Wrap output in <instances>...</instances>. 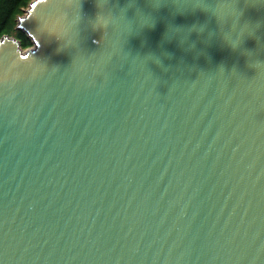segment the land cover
I'll return each instance as SVG.
<instances>
[{
	"label": "water",
	"instance_id": "95a60500",
	"mask_svg": "<svg viewBox=\"0 0 264 264\" xmlns=\"http://www.w3.org/2000/svg\"><path fill=\"white\" fill-rule=\"evenodd\" d=\"M16 30L0 264H264V0H33Z\"/></svg>",
	"mask_w": 264,
	"mask_h": 264
},
{
	"label": "trees",
	"instance_id": "16d2710c",
	"mask_svg": "<svg viewBox=\"0 0 264 264\" xmlns=\"http://www.w3.org/2000/svg\"><path fill=\"white\" fill-rule=\"evenodd\" d=\"M33 0H0V38L10 36L19 41L22 49L32 46L27 36L16 30L17 18L24 14Z\"/></svg>",
	"mask_w": 264,
	"mask_h": 264
},
{
	"label": "clouds",
	"instance_id": "9594fccd",
	"mask_svg": "<svg viewBox=\"0 0 264 264\" xmlns=\"http://www.w3.org/2000/svg\"><path fill=\"white\" fill-rule=\"evenodd\" d=\"M142 14L147 19V22L144 23V25L142 27L151 25L154 22L153 17L150 13L143 11ZM104 16H105V11L100 9L95 20L89 22L91 27L93 28V30L100 29L102 26H104ZM230 23H229V20L227 19V17H225L224 31L219 32V36L222 38V40L227 45H229L230 47L235 49V48H238L240 46L243 38L246 35L254 34V32L251 29L254 28L255 24H252V23L247 22V21L242 22L241 16H240V27H239L238 31H235V35H233L232 33L234 30L230 29ZM245 25H246V27H245ZM135 30H136V28H135V25L133 23V31H135ZM171 34L173 35V33H171ZM256 61H261V60L253 58L251 60V64H254ZM261 62H264V61H261Z\"/></svg>",
	"mask_w": 264,
	"mask_h": 264
}]
</instances>
